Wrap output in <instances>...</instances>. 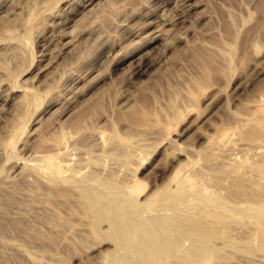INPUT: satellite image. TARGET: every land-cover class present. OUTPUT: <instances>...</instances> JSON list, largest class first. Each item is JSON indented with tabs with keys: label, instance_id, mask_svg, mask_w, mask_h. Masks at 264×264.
Masks as SVG:
<instances>
[{
	"label": "rangeland",
	"instance_id": "obj_1",
	"mask_svg": "<svg viewBox=\"0 0 264 264\" xmlns=\"http://www.w3.org/2000/svg\"><path fill=\"white\" fill-rule=\"evenodd\" d=\"M81 188L264 264V0H0V264H121Z\"/></svg>",
	"mask_w": 264,
	"mask_h": 264
},
{
	"label": "bare ground",
	"instance_id": "obj_2",
	"mask_svg": "<svg viewBox=\"0 0 264 264\" xmlns=\"http://www.w3.org/2000/svg\"><path fill=\"white\" fill-rule=\"evenodd\" d=\"M80 190L85 198L87 209L94 215V225L102 218L107 219L110 224L113 233L109 235V239L117 244V250L110 254V258L114 261L121 264H158L159 260L170 254L173 249L179 250L181 248V242L173 240L167 235L168 230L165 229L168 225L167 222L174 221L175 216L168 218L165 215H160L161 217L158 216L152 221L138 220L132 222L128 220V208L134 209V206L133 204L130 205L129 200L120 201L115 198H106L98 191L88 188H81ZM181 194L184 195V193H179V195ZM176 197H172L171 202H174ZM146 204L149 208L155 209L154 206L158 207L159 201L157 199L154 201L146 200ZM135 212L136 208L132 213ZM261 220L263 223L260 224L261 229L264 231V216L261 217ZM200 230L198 233L180 231L185 236V240L189 242L185 249L181 248L183 253L181 258L189 264H194V261L206 263L209 257L210 234L208 230Z\"/></svg>",
	"mask_w": 264,
	"mask_h": 264
}]
</instances>
